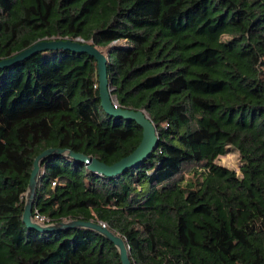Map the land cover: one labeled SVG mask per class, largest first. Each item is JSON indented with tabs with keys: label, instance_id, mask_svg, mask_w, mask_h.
<instances>
[{
	"label": "trees",
	"instance_id": "16d2710c",
	"mask_svg": "<svg viewBox=\"0 0 264 264\" xmlns=\"http://www.w3.org/2000/svg\"><path fill=\"white\" fill-rule=\"evenodd\" d=\"M50 39L103 50L117 107L145 110L158 139L115 175L46 157L32 216L102 222L132 264H264V0H0V60ZM141 137L102 109L87 53L0 68V264H122L97 231H40L22 212L41 151L110 165ZM231 150L240 174L216 163Z\"/></svg>",
	"mask_w": 264,
	"mask_h": 264
},
{
	"label": "water",
	"instance_id": "95a60500",
	"mask_svg": "<svg viewBox=\"0 0 264 264\" xmlns=\"http://www.w3.org/2000/svg\"><path fill=\"white\" fill-rule=\"evenodd\" d=\"M71 50L76 52H84L93 57L96 61V69L98 76V92L100 104L104 112L114 117H121L125 120L136 122L142 129V137L138 146L128 155L122 157L118 161L107 165L97 160L95 157L87 156L82 153H74L71 150L49 147L41 151L33 160L30 177L25 192V200L22 212V221L29 227L40 231H52L63 228H88L97 231L106 239L114 244L120 256L122 264H132L129 258V248L124 239L109 229L104 223L99 221H86L80 219H72L60 221L57 223L41 224L33 221L32 207L36 195V186L40 176V166L44 159L53 154H66L84 163L88 168L97 171L103 175H115L129 166H132L144 159L157 144L158 134L154 124L149 119L145 110H134L117 107L115 98L111 95L107 78V57L103 50L90 42H82L78 39H50L40 40L20 51L14 56L0 60V68L12 65L19 61H23L30 56L37 54L43 50Z\"/></svg>",
	"mask_w": 264,
	"mask_h": 264
},
{
	"label": "rangeland",
	"instance_id": "374dc122",
	"mask_svg": "<svg viewBox=\"0 0 264 264\" xmlns=\"http://www.w3.org/2000/svg\"><path fill=\"white\" fill-rule=\"evenodd\" d=\"M122 41H118L117 43H120ZM216 163H218L221 166H224L226 168L234 170L237 174H240V156L237 151L231 150L227 152L225 155H220L216 159Z\"/></svg>",
	"mask_w": 264,
	"mask_h": 264
},
{
	"label": "built area",
	"instance_id": "2783aa9c",
	"mask_svg": "<svg viewBox=\"0 0 264 264\" xmlns=\"http://www.w3.org/2000/svg\"><path fill=\"white\" fill-rule=\"evenodd\" d=\"M53 184H54V182H53ZM32 218H33V221H35L37 223H41V224L48 223L47 219H45L43 216H40V215H35L34 217L32 216Z\"/></svg>",
	"mask_w": 264,
	"mask_h": 264
}]
</instances>
